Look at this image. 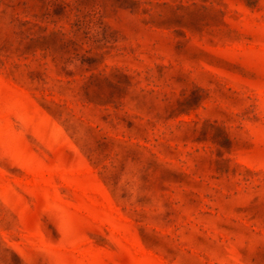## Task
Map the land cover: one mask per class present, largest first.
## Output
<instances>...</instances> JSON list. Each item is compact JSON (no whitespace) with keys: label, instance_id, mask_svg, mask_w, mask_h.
I'll use <instances>...</instances> for the list:
<instances>
[{"label":"rangeland","instance_id":"1","mask_svg":"<svg viewBox=\"0 0 264 264\" xmlns=\"http://www.w3.org/2000/svg\"><path fill=\"white\" fill-rule=\"evenodd\" d=\"M0 264H264V0H0Z\"/></svg>","mask_w":264,"mask_h":264}]
</instances>
